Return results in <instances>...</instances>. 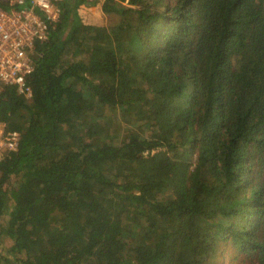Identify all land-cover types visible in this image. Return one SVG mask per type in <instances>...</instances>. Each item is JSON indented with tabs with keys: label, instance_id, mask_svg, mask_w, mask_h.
I'll return each mask as SVG.
<instances>
[{
	"label": "trees",
	"instance_id": "obj_1",
	"mask_svg": "<svg viewBox=\"0 0 264 264\" xmlns=\"http://www.w3.org/2000/svg\"><path fill=\"white\" fill-rule=\"evenodd\" d=\"M59 9L0 95V264H264V0Z\"/></svg>",
	"mask_w": 264,
	"mask_h": 264
},
{
	"label": "built area",
	"instance_id": "obj_2",
	"mask_svg": "<svg viewBox=\"0 0 264 264\" xmlns=\"http://www.w3.org/2000/svg\"><path fill=\"white\" fill-rule=\"evenodd\" d=\"M62 0H0V95L7 86L31 98L26 77L34 70L36 43L47 40L60 19ZM21 135L0 121V161L20 143Z\"/></svg>",
	"mask_w": 264,
	"mask_h": 264
},
{
	"label": "rangeland",
	"instance_id": "obj_3",
	"mask_svg": "<svg viewBox=\"0 0 264 264\" xmlns=\"http://www.w3.org/2000/svg\"><path fill=\"white\" fill-rule=\"evenodd\" d=\"M80 13L82 17L90 22L93 26H105L110 28L115 23V19L113 17H108L102 14L99 7H81ZM219 264H236L233 262V254L227 249L223 254L219 255Z\"/></svg>",
	"mask_w": 264,
	"mask_h": 264
}]
</instances>
